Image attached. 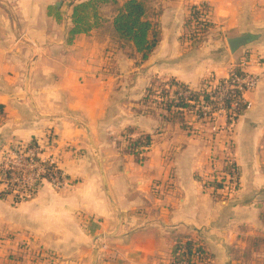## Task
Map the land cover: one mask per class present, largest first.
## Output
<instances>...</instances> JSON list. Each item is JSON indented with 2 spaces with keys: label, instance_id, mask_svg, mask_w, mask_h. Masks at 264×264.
Returning <instances> with one entry per match:
<instances>
[{
  "label": "crops",
  "instance_id": "crops-1",
  "mask_svg": "<svg viewBox=\"0 0 264 264\" xmlns=\"http://www.w3.org/2000/svg\"><path fill=\"white\" fill-rule=\"evenodd\" d=\"M78 1L0 0V157L35 139L68 179L15 204L0 197V236L29 231V264H171L178 237L203 245L199 264H264V243L249 240L264 237V0H156L161 41L134 77L120 74L125 82L107 68L114 53L102 28L69 43ZM203 3L212 26L193 43L185 21ZM243 34L249 43L231 51L228 39ZM236 67L259 82L233 123L217 116L216 131L194 123L189 134L132 110L152 78L197 90ZM127 127L153 134L142 163L111 135ZM226 155L241 183L223 197L207 182Z\"/></svg>",
  "mask_w": 264,
  "mask_h": 264
},
{
  "label": "trees",
  "instance_id": "trees-1",
  "mask_svg": "<svg viewBox=\"0 0 264 264\" xmlns=\"http://www.w3.org/2000/svg\"><path fill=\"white\" fill-rule=\"evenodd\" d=\"M151 1V0H150ZM104 7H110L113 11L112 15V32L121 46L128 45L132 48L130 55H138L141 63L149 60L151 54L161 41V27L159 23L160 10L152 11L149 0H80L72 5L71 12V28L69 30L68 41L71 43L75 36L81 33H89L95 28H99L106 21L107 17L102 13ZM209 7L203 3L192 5L190 12L185 21L187 32L185 36L193 43H199L209 33L212 22L209 20ZM205 17L204 20L200 18ZM59 18H61L59 16ZM134 52V53H133ZM133 53V54H132ZM240 73L241 69L236 67L229 72V78L235 73ZM159 79H152L150 85L146 88L145 94L138 103L152 104L153 109H146L144 112L159 114L163 120L168 123H179L183 130L189 134L193 133V128L186 121V110L190 104L187 99L178 95L182 89H188L184 83L171 78L169 89L164 88L165 82L158 87L155 86ZM220 83L224 79L219 80ZM206 81L203 82V85ZM202 85V86H203ZM176 86L175 89H172ZM159 90V92H157ZM240 92L236 90V95ZM160 94L159 98L154 97ZM203 94V93H202ZM201 95V92L192 91V97ZM207 98V94L203 95ZM230 100H228V103ZM247 107L246 101H240L235 110L234 119L240 112ZM126 132L122 136L127 140V152L135 157L137 163H142L146 159V153L150 149L153 142V134L148 132H140L133 135L136 129L127 127ZM36 144L34 139L29 145ZM147 146V149H143ZM144 150L145 154L140 155ZM210 186L219 187L220 184L207 182ZM0 197H4L0 193ZM28 198H25L26 200ZM16 201H21L17 198ZM261 220L264 223V209L261 212ZM251 245L257 247L264 243V237L254 236L249 238ZM205 248L201 243L192 238L178 237L172 250L171 264H199L200 260L207 257Z\"/></svg>",
  "mask_w": 264,
  "mask_h": 264
},
{
  "label": "built area",
  "instance_id": "built-area-1",
  "mask_svg": "<svg viewBox=\"0 0 264 264\" xmlns=\"http://www.w3.org/2000/svg\"><path fill=\"white\" fill-rule=\"evenodd\" d=\"M205 17L200 18L204 20ZM241 69V68H240ZM259 82V75L244 72H235L231 78L229 75L224 82L207 80L197 90L182 89L178 95L187 99L190 104L186 110L188 124L193 130L194 123L213 124L212 131L217 130L216 118L220 114L227 117L228 123H233L235 110L240 101L244 100V93L254 89ZM173 86L172 89H175ZM236 90L240 93L236 95ZM192 91L201 92V95L192 97ZM203 93V94H202ZM207 94V98L203 95ZM228 100L230 102L228 103ZM188 116V117H187ZM144 150L147 146H144ZM142 150L140 155H144ZM5 154L9 157L6 158ZM222 164L215 167L210 182L220 184L219 187L212 186L220 192L223 197L238 191L241 183L240 171L237 163L231 155L223 158ZM43 182H48L54 188H62L68 184L65 173L61 170L53 158H42L37 143H19L3 150L0 157V186L4 196L14 194L21 201L36 193L37 188Z\"/></svg>",
  "mask_w": 264,
  "mask_h": 264
},
{
  "label": "rangeland",
  "instance_id": "rangeland-1",
  "mask_svg": "<svg viewBox=\"0 0 264 264\" xmlns=\"http://www.w3.org/2000/svg\"><path fill=\"white\" fill-rule=\"evenodd\" d=\"M149 4H150L152 11L160 10L159 8L160 6L157 5L156 0H151V1L149 0ZM102 13L105 15V17H107V19L106 21H104L101 27L95 28V29L102 28L103 35H108L110 38L109 47L107 48V51L113 52L114 55H113V59L108 64L107 68L111 74H114L115 80H117L118 82L123 80L125 82V80H127V78L129 77H125V76L123 77V76H120V74L124 70L126 71L127 69H131L130 78L134 77L136 71L144 63L140 62L138 55H135V56L130 55V53L132 52V48L130 46L128 45L121 46V43L115 39L113 32H112L113 29H112V24H111L112 23L111 19L113 15L112 9L110 7L109 8L104 7L102 9ZM158 81L159 82H156L155 84L156 87H158L163 82L162 79H159ZM164 82L166 84L164 85V88L169 89V87H171L169 85L170 80H166ZM156 89H159V87ZM157 92H159V90ZM154 97L159 98L160 94H155ZM151 106L152 104L146 105V104L137 102V103H133L132 110L134 112H143L146 109H153ZM124 132H126V130H121L119 133H115L111 135L119 136V135H122ZM5 157L8 158L9 156L5 154ZM0 191H2L1 186H0ZM2 198H4V200L11 201V203L13 204H15V202H19V201H16L17 198L14 196V194H10ZM18 234L20 235L19 237L16 236ZM0 237L3 241V245H6L5 242L8 241L7 245L5 247H2V249L0 250V264H29V231H25V230L23 231V229L21 228L18 231L13 230L8 233L5 229H2Z\"/></svg>",
  "mask_w": 264,
  "mask_h": 264
},
{
  "label": "water",
  "instance_id": "water-1",
  "mask_svg": "<svg viewBox=\"0 0 264 264\" xmlns=\"http://www.w3.org/2000/svg\"><path fill=\"white\" fill-rule=\"evenodd\" d=\"M250 40H251L250 34H243V35L238 36V37L229 38L228 44H229L231 51L235 52L238 48L249 43Z\"/></svg>",
  "mask_w": 264,
  "mask_h": 264
}]
</instances>
